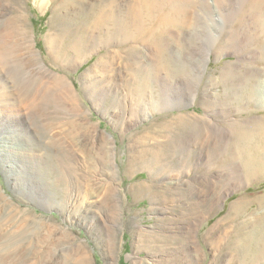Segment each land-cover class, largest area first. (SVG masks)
<instances>
[{"label":"rangeland","instance_id":"374dc122","mask_svg":"<svg viewBox=\"0 0 264 264\" xmlns=\"http://www.w3.org/2000/svg\"><path fill=\"white\" fill-rule=\"evenodd\" d=\"M55 1L46 9L41 0H0V264H236L238 236L257 227L261 210L253 202L233 219L231 208L264 195V178L246 180L230 150L237 122L264 118V96L247 98L246 113L226 107L225 92L246 68L263 69L264 57L245 63L235 41L214 51L248 28L237 25L247 2L264 9V0H149L179 22L166 52L182 64L171 76L179 82L173 108L165 98L138 103L114 77L141 51L148 60L149 22L94 2L52 26V7L65 0ZM60 27L67 32L54 42ZM95 65L96 78H86Z\"/></svg>","mask_w":264,"mask_h":264},{"label":"bare ground","instance_id":"6f19581e","mask_svg":"<svg viewBox=\"0 0 264 264\" xmlns=\"http://www.w3.org/2000/svg\"><path fill=\"white\" fill-rule=\"evenodd\" d=\"M54 1L55 0H41L42 8L46 7V9H48L47 7H49L51 5L50 3L54 2ZM135 1H137V3H135V5L136 6L138 5V6L137 7L135 6L137 9L133 8L134 10L129 7V2H130L129 0H65V1H61L59 4L57 2L58 5L55 4L56 6L55 7L53 6L52 10H51L53 13L51 23L53 26L56 23V20H59V17L60 18L63 17L66 19V17H67L66 13L74 11L78 7L84 8V6H88L91 4L93 7L94 2L96 4L101 5V7H102V5H106L108 3H111V5H114V6L116 5L117 9H119L122 12L124 11L127 14V15L125 14L126 17H128L129 15H133V13L140 20L143 17L145 19V22H149V28H150L149 35L150 36H148L149 38L147 41L150 42V47H151L153 52L149 54L150 55L149 57L147 54L148 60L143 61L144 57H142V56H144V55H143L142 51L140 50L141 51L140 53H142V56L139 53V56H137V59H135V61L137 63L133 62L135 64H131V62L129 61L130 62L129 63L130 69H129V71H127L128 69L126 70V72H128V73H120L118 76L116 75L114 77H116L115 79L118 78L121 81V83L123 82L122 84L124 85V87H126V89L128 91V93H126L127 91L126 92L124 91L127 94V96L129 97L131 95V98H136L138 103H139V101H145L147 98H148V100L150 98L152 100V102L154 101V99H157V98H162V99L165 98L166 100H168L167 103L165 104V105H167L166 107L173 108L175 103H173L171 101L175 96H178L177 94L179 93V87H178L179 82L176 81V77H171V76H173V74H175V73H178L179 68L182 69V67H181L182 64L178 60L173 59L172 57L169 58L170 56L168 57L166 52L168 51V49L170 47L169 39H176V37H175L177 34L175 32L176 30L175 31H174V29L171 30V28H173V26H175V24H177L179 22L174 23L175 22L174 20H176L175 18H173V20H172L171 17L168 18V17L163 16V14H162L163 11L158 9L157 7H152L151 6L152 4L151 5L149 4V0H135ZM173 1H175V0H173ZM257 3L258 2H252V3L250 2V4H248V2H247V5H248L247 13L246 14L244 13L245 15H243V14L241 15V13H240V15L242 17H241V19H239V22L237 25L242 26V24H244V25L247 24L248 26H246V25L245 26L248 28L245 27L246 29H242L240 27L241 28V30H240V29H238V27H236V29H238L239 31L235 30V31L229 33L228 35H226L223 39H221L217 44L216 51H214V52L220 51V49L224 47L223 45H226V44L228 45L229 43L232 44L235 41L236 44H239V46H245L244 48L241 47V48H243L242 56L239 57L245 63L247 62V63L251 64V63H255L259 59H261V60L263 59V57H264V12H262V10H264V9L260 8V6H259L260 4L257 5ZM167 5H168V7H172V6H169L168 3H167ZM188 6L190 7V5H188ZM183 7H185V6H183ZM183 7H182V9H183ZM90 9H92L91 6H90ZM184 9H183V11H181V10L180 11H181V13L185 14ZM186 9H187V6H186ZM85 10H87V9H85ZM114 10H116V9H114ZM114 10H110V11L113 12ZM189 10L190 9H188V11L186 10L187 11L186 15H183V16L181 15L182 17L185 16L183 20H186V21L190 20L191 17L189 14ZM83 12L84 11H82L81 13H83ZM105 12H106L105 13L106 16H108V17H110L112 15V13L109 11H108V13H110L111 15L110 14L108 15L107 11H105ZM102 14H104V13H102ZM113 14H114V12H113ZM173 14H174V12H173ZM175 15H176V17L178 16L177 13ZM101 16H103V15H101ZM115 16H116V14H115ZM118 16H119V13H118ZM123 16H124V14H123ZM136 16H134V17H136ZM112 17L113 16H111L110 18L112 19ZM137 17L134 18V20L137 19ZM182 17H179V18L182 19ZM239 17L240 16H238V18ZM122 18H124V17H122ZM104 19H106V18H104ZM104 19H102V20H104ZM118 20H119V17H118ZM120 20H123V19H120ZM134 20H132V21H134ZM107 21H108V19H107ZM107 21L105 20V22H107ZM119 22H121V21H119ZM123 22L124 21H122L121 22L122 24L120 23V25H123ZM214 22H216V21H214ZM63 23H62V25H63ZM102 23H103V21H102ZM124 23H126V25L129 24V23L127 24L126 21ZM136 23H138V21L135 22V24ZM239 23H241V24H239ZM60 24H61V21H60ZM57 25H55V26H57ZM62 25H59V26H62ZM102 25L103 24H101V26ZM114 25H115V23H114ZM96 26H94V27H96ZM177 26H178V24H177ZM176 27H174V28H176ZM77 28H78V26H77ZM103 28H104V25H103ZM124 28H127V27H123L122 30ZM66 29H68V28L66 27ZM66 29H64V28L61 29V27H60L58 29L56 28V30L54 29L53 31H55V32L52 31L53 33L51 35V38L54 40V42H56V41L62 42L61 39L64 36V32H67ZM88 29H91V28L88 27ZM164 29H165V31H164ZM105 30L107 31L106 27H105ZM118 30H119V28H118ZM125 30H127V29H125ZM77 31H79V30L77 29ZM88 33L90 34L91 43H93L92 41H94V39H95L94 38L95 31L90 30ZM65 35H66V33H65ZM116 35H117V33H116ZM177 35H179V31H178ZM183 35H184V33H183ZM127 36L128 35L124 36V38H122V39L124 40ZM109 38H110V36H109ZM186 38H187V36H186ZM188 39H189V37H188ZM114 40H112V41H114ZM181 40H183V39H181ZM95 41H97V40H95ZM125 41H127V40H125ZM176 41L174 40L175 43H177ZM58 43H60V42H58ZM97 43H99V42H97ZM146 43H148V42H146ZM80 44H81L80 42L79 43L77 42V45H76L77 48ZM93 44L97 45L96 43H93ZM93 44H92V46H93ZM113 44H111V45H113ZM56 45H57V43H56ZM53 46H55V44ZM147 46H149V45H147ZM137 50H139V49H137ZM210 54L211 53H209V54L205 53L204 58H206V59L209 58ZM216 54L218 55V53H215V55ZM131 57H133V56H130V58ZM73 59L75 60V61L73 60L75 63H73V61H71V62L74 64V66L78 67V64L80 62V61H78L79 59H77V58H73ZM184 62L186 63V61H184ZM205 62H206V60H205ZM26 65L28 67V64H25V66ZM6 67H8V66H6ZM6 67H5V69H10V68H6ZM96 67H97V65L91 67L88 70L87 74L85 75L86 78H89V77L94 78L96 76V75L94 76L95 73L97 74V72H95ZM115 68H117V67H115ZM115 68L113 71H115ZM249 69L250 68H248V69L246 68V71L243 74V77L241 75L240 79L238 78L239 80L236 79V81L234 82V86H235L234 88L235 89H233V87L228 88L229 90L226 88V90H228L227 92H225L226 95H225V100H224V105L226 107H228L229 105L236 104V106L238 108H240L239 110H241L242 112L251 113L252 110L249 108L250 104L246 101L247 98H249L252 101L253 100L252 98L256 97L257 94H261L262 96H264V68L263 69L255 68L253 70L252 69L249 70ZM118 70H119V72L121 71V69H119V68H118ZM1 71H2V69L0 70V80H1V82H0V93L3 94L4 90H2V89L5 88L6 83L3 84L5 82L4 78H3L4 72H1ZM7 71L8 70H6V72ZM9 71H11V70H9ZM40 71H41V69H40ZM122 71H123V69H122ZM42 72H43V69H42ZM115 72H118V71H115ZM115 72H113V73H115ZM163 72H166V76H164ZM5 76H7V75H5ZM141 77H144V79H142ZM140 78L142 79V81L140 80ZM115 79H113V80H115ZM118 79H117V81H118ZM234 80L226 79V82H228V81L232 82ZM175 82H176V85H175ZM115 83H117V82L115 81ZM69 86H70L69 89L71 91H74L75 86L72 83H70ZM119 86H121V85H119ZM236 86L239 87L240 91L236 90L237 89ZM141 87H143V88H141ZM129 90H130L131 94H130ZM118 91H120V93H122L120 87L118 88ZM127 96L125 95V97H124L125 101H126V99L128 100ZM116 97H118V96H116ZM251 101H249V102L251 103ZM120 102H122V101H120ZM129 102H131V101H129ZM141 103H140V105H141ZM143 103L145 104V102H143ZM146 103L148 104V102H146ZM153 103H155V102H153ZM157 103H159V102H157ZM176 103H178V102H176ZM149 104H152V103L150 102ZM124 105H126V103ZM129 105H130V103H129ZM136 106H137V104H136ZM116 107H117V105H116ZM236 124H240L241 126L238 127L239 129L236 131L235 135L232 138V148L230 150L231 160L232 161L234 160V161L239 163V165L242 169L243 175L246 178V180L253 181L256 179H262V178H264V118L260 117V118H257L256 120L253 119V120H248L246 122H243V124L238 123V122ZM212 133H214V132H212ZM220 137H222V136H220ZM220 137H219V139H220ZM219 139H216L214 137L213 140L206 141V145H204V146L207 148H206V150H204L205 147L203 148L202 155L205 153L208 154L210 152L211 147L212 148L216 147L218 145V142H219L216 140H219ZM6 141L9 142V139H6ZM207 149L209 150V152ZM253 202L258 205V208L261 210L260 211L261 213H259V214L254 213L252 216V223L254 225L257 224V227L255 229L253 228V230L251 232L249 230V233L243 234V232H241L242 234L240 233V235L238 236V239L236 242V243H238V246H237V248L235 246V249H238L237 250V256H236V258H234V259H236V262L238 264H259L260 262L264 261V195L255 196L252 198L245 197V198L239 200L236 204H234L232 206L229 218L234 219L235 217H238L242 213V211L248 205L252 204Z\"/></svg>","mask_w":264,"mask_h":264}]
</instances>
